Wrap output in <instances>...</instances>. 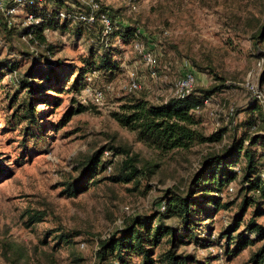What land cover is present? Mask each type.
<instances>
[{
	"label": "rangeland",
	"instance_id": "rangeland-1",
	"mask_svg": "<svg viewBox=\"0 0 264 264\" xmlns=\"http://www.w3.org/2000/svg\"><path fill=\"white\" fill-rule=\"evenodd\" d=\"M6 1L1 0L2 6H6ZM99 1L118 11L120 16L138 21L144 45L157 56V78L150 77L132 43L115 39L114 60L119 66L116 74L109 80L90 74L93 87L107 83L112 86L104 103L93 104L83 90L55 95L49 102L36 105L37 121L45 128L39 129L42 133H37V137L30 138L24 136L25 122L10 121L15 108L12 97L16 95L18 103L24 92L18 91L14 78L3 77L0 81V165L10 172L0 177V264H94L99 239L120 228L125 218L163 211L165 196L187 191L205 154L220 152L233 137L239 136L240 124L246 120V109L253 98L246 85L248 81L258 86L264 98L261 81L264 37L255 38L264 22V0ZM9 13L10 26L17 30L10 39L0 31V60L17 62L20 75L31 67L36 57L42 64L48 58L78 67L89 58L90 49L97 48L87 36L73 34L69 30L73 25L66 29L45 28L42 44L31 43L17 36L23 27L32 24L28 18L31 12L18 6ZM47 46L50 52L46 51ZM262 57L260 67L258 61ZM195 64L207 69L199 70ZM187 69L193 71L194 89L224 85L195 112L198 127L205 136L226 128L220 141L162 153L138 141L133 131L114 119L113 113L136 97H145L151 103L170 98L174 84ZM132 72L139 83L133 91L127 88ZM69 78L67 86L73 76ZM84 97L87 103L82 102ZM260 102L264 114V99ZM78 103L85 110L70 115L69 111ZM108 144L136 155L137 166L156 164L154 173H146L138 186H134L131 182L109 179L114 174L110 165L96 175V182H91L86 190L69 196L65 182L77 174L78 162ZM101 157L113 162L125 158L109 147L104 148ZM242 162L238 164L242 166ZM230 186L232 191L228 189ZM238 190V179H235L220 193L221 202L230 205L200 220L199 225L208 231L211 239H216L217 233L232 220L242 197ZM254 210V205L247 208L238 229L245 227ZM36 212L43 217L33 222ZM163 219L169 224L177 223L176 216L167 215ZM255 219L264 224V212H257ZM74 229L81 233L71 241L58 240L60 233ZM225 240L223 237L220 241H211L205 247L188 242L179 245V250L194 253L205 264H247L251 252L261 243L256 241L236 254L226 255ZM228 244L229 248L234 247V243ZM160 249L161 245L156 247V252Z\"/></svg>",
	"mask_w": 264,
	"mask_h": 264
},
{
	"label": "trees",
	"instance_id": "trees-1",
	"mask_svg": "<svg viewBox=\"0 0 264 264\" xmlns=\"http://www.w3.org/2000/svg\"><path fill=\"white\" fill-rule=\"evenodd\" d=\"M93 4H96V7H93ZM5 5L2 6L0 0V31L5 32L9 39L14 36L17 29L10 26L8 11L22 6L38 21L23 27L17 36H22L31 43L42 44L41 41L45 39L43 34L45 28L66 29L73 25L69 29L73 34L85 35L97 46L95 50L90 49L89 58H85L81 66L62 64L58 61H50L48 58L42 64L36 57V61L23 75L18 74V63L14 60H0V81L3 77L10 76L16 81L18 91L24 92V97L18 103V97L16 95L12 97V105H15V108L10 121L25 122L24 136L30 138L37 137V133H42L39 129L45 128L44 124L40 125L37 121L36 105L41 102L47 103L50 98H55V95L64 91L79 92L87 87L95 88L90 82L92 73H96L97 77L101 75L108 80L111 79L119 69L118 63L114 60V51L117 48L113 46V40L132 43L133 46L136 39L142 38L137 20L120 16L118 11L103 6L99 0H21L20 2L7 0ZM61 13L63 16L60 15ZM80 15L86 17L92 15L94 19L90 22L81 19ZM103 15L109 19L111 25L110 32L105 35L101 20ZM262 37H264V22L255 38ZM49 49L50 46H47L46 51L50 52ZM195 66L199 70L207 69L198 64ZM213 74L218 82H222L220 80L223 79L216 73ZM70 76L73 78L67 86ZM261 81L264 82V71L261 74ZM223 87L224 85L220 83L210 88H193L192 92L183 98L170 97L160 103H151L145 97H136L133 101L123 104L120 111L113 113V117L121 126L133 131L138 141L153 150L162 153L188 150L203 142L220 141L226 132V128H220L213 134L205 136L198 127L199 119L195 115L205 101ZM260 105V101L252 99L246 109L247 118L240 124L239 136L233 137L220 152L207 153L203 156L200 168L193 174L184 194L175 193L165 196L163 211L125 218L120 228L115 229L109 236L99 239L94 264H205L194 253L180 251L179 245L192 242L205 247L211 241L217 242L223 237L226 238L223 245L226 255L236 254L246 245L261 241L260 245L251 252L247 264H264V224L255 219L257 212H264V208H261L264 206V179L261 178L264 170V114ZM84 110L85 106L78 103L69 114L73 115ZM105 147L120 152L125 158L120 162L102 159L101 155ZM241 161H243L242 166L238 164ZM137 162V156L130 155L129 150L109 144L103 145L78 162V172L65 182V192L73 196L86 190L91 182H96L94 180L96 175L105 171L110 165L113 166L114 174L109 176V179L113 182H131L134 186H138L143 175L154 173L153 168L156 164L140 167L137 166ZM116 163L117 166H114ZM9 172L8 168L0 165V177ZM235 179H238V191L242 196L238 208L233 213L230 223L217 233L216 239H211L208 231L199 225L200 220L230 205L229 202H221L220 193ZM252 205L255 206L254 214H251L243 229H238L244 213ZM36 215L33 222L43 217V214L37 212ZM167 215L176 216L177 223H166L163 217ZM80 233L78 229L65 234L60 233L58 240L65 239L69 242L74 235ZM229 242L234 243V247L229 248ZM159 245L162 249L156 252V247Z\"/></svg>",
	"mask_w": 264,
	"mask_h": 264
},
{
	"label": "built area",
	"instance_id": "built-area-1",
	"mask_svg": "<svg viewBox=\"0 0 264 264\" xmlns=\"http://www.w3.org/2000/svg\"><path fill=\"white\" fill-rule=\"evenodd\" d=\"M16 1H21V0H16ZM93 7H96V4H93ZM134 8V6H133ZM10 11V10H9ZM8 11V12H9ZM60 15L63 16V13ZM28 18L30 22L36 23L38 20L34 18L33 14H28ZM81 19H86L87 21H93V16L90 15L88 17L84 15H80ZM104 27H103V34H108L111 30V25L110 21L106 16H102L101 18ZM134 52L139 56V58L142 60L144 65L148 68L149 70V75L151 78L155 79L157 78V71H156V66H157V59L155 54L153 53L152 50H150L148 47H146L142 41L141 38L136 39L133 42L132 46ZM263 65V58H260L258 61V66L262 67ZM90 79V77H88ZM195 85V77L193 74V71L191 69H187L183 75L176 81L174 84L173 90L171 97L175 98H183L190 94L194 88ZM249 88V90L252 93V99H256L258 101H263V95L261 91L259 90L258 86L254 85L253 83H250V81L247 82L246 84ZM139 87V83L136 79L135 73H130L129 76V81H128V90H134ZM112 89V86L110 83L105 84L102 88H90L87 87L83 89V93L85 94L86 97H89L90 100L92 101L93 104L95 105H102L105 101L106 94ZM83 103H87L86 98L84 97L82 100ZM206 102V101H205ZM261 178L264 179V170L261 173ZM230 191H232V187H228Z\"/></svg>",
	"mask_w": 264,
	"mask_h": 264
}]
</instances>
